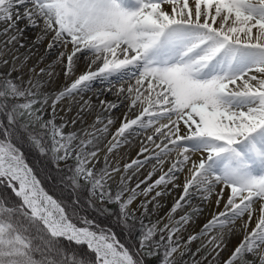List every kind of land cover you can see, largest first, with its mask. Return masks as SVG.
Instances as JSON below:
<instances>
[{"label":"snow or ice","instance_id":"6c2138e0","mask_svg":"<svg viewBox=\"0 0 264 264\" xmlns=\"http://www.w3.org/2000/svg\"><path fill=\"white\" fill-rule=\"evenodd\" d=\"M57 68L71 80L60 89ZM0 117V183L18 198L0 197V264H264V0H0ZM142 134L121 166L118 150ZM16 142L50 160L74 205L87 191L89 208L115 216L135 253L75 223Z\"/></svg>","mask_w":264,"mask_h":264},{"label":"trees","instance_id":"16d2710c","mask_svg":"<svg viewBox=\"0 0 264 264\" xmlns=\"http://www.w3.org/2000/svg\"><path fill=\"white\" fill-rule=\"evenodd\" d=\"M16 144L24 156L25 163L33 170L42 188L68 210L69 215L72 216L75 223L84 226L82 223L83 219H91L95 222L97 230L103 229L105 231L114 232L121 243L128 246L131 251L134 250L131 242L135 239L133 238L130 240L125 232L114 224L112 219L115 218V216L106 217L92 208H89L85 191H81L80 201L78 204L74 205L72 203L73 196L70 190L59 183L60 178L57 170L52 166L50 160L39 157L38 152L33 150L27 143L16 142ZM0 197H7L10 200L18 202V198L12 194L4 181L0 183ZM66 246L69 248L75 247L74 245H67V243ZM78 251L85 252L86 249L81 247ZM88 255L89 257L92 256L91 253H88Z\"/></svg>","mask_w":264,"mask_h":264},{"label":"bare ground","instance_id":"6f19581e","mask_svg":"<svg viewBox=\"0 0 264 264\" xmlns=\"http://www.w3.org/2000/svg\"><path fill=\"white\" fill-rule=\"evenodd\" d=\"M166 7H168V6H166ZM28 35H29V37H31V36L33 35V33H32L31 31H29ZM46 44H47V41L45 42L44 45H41V46H40V49H39V50H40V54H44V49H45V47H46ZM20 51H21V52H24L25 50H24V49H20ZM77 55L79 56V59L77 60V63H76V68H75L76 71H75V73H76V75L78 76V75L81 74L82 72L86 71L87 68H86V66H85V68L81 71V67H82L84 64H86V62H85V58H84L83 55H81V54H79V53H78ZM54 57H55V53H53V54H51V55H48V56L46 57V59L44 60V62L40 65V67H44L46 64L50 63V62L54 59ZM34 62H35V59H33L32 61H30V64H31V63H34ZM57 72H59L60 74H59V76L56 78V82H55V85H54L53 87H54L55 89H60V88L63 87V85H64L65 83H70L71 80H68V81L65 80V78L63 77V74H62L61 69L58 68V69H57ZM14 74H15V76L18 75V73H14ZM74 78H75V77H72V79H74ZM24 79L26 80V79H27V76H25ZM94 84H98V86L93 87V90H94V91H101V90H103V88L105 87V86H104V87L100 88L99 84H101V83H100L99 81L95 82ZM94 84H93V85H94ZM46 90H47V91H51V90H53V88L50 87V88H47ZM84 97H85V98L92 97L93 102H94V103H98V102L96 101V97L93 96V92L85 93V94H84ZM101 98H102V99H103V98H106V99H108V100H112V101H115V100L117 99L114 95H112V94H110V93H105V95L101 96ZM123 103H124V102H123ZM123 103L121 104L120 110L118 111L119 113L116 112V111H114V112L112 113L113 117H115V118L118 117V119H119V120H118V125H117V126L113 125V126L111 127V131H112V132H114L115 129H116V127L119 126V124H120V122H121V120H120L121 118H120V117H122V116H123V113L127 111V103L125 104L126 106H122ZM61 115H63V113H61ZM71 115H74V112L69 114V116H71ZM89 122H91V117H89ZM115 123H116V122H115ZM79 127H80L79 124L75 126L76 129H79ZM69 130H72V126H71V125H69V127L65 129V131H69ZM138 138H139V137H137V138H130V140H131V145H130V146H132V145L135 144V147H137V148H131L132 150L129 151V148H128V147H130V146H129V145H126L127 148H128V150H121V149H119V150H118V151H119V156H117L116 159H119L120 162H121V160L125 159L126 156L128 157L130 154L133 155V156H136V153H137L138 150H139L140 142H141V141H139ZM142 140H143V139H142ZM134 149H135V150H134ZM128 151L130 152L129 154H128ZM125 155H126V156H125ZM148 170H150V169L143 170V171H142L143 173L141 174V177H140V178H142L143 174H146V172H147ZM33 174H34V172H33ZM134 180H135L134 183L132 182V185H133V186L135 185L137 178L134 179ZM41 187H42V186H41ZM46 193H47V192H46ZM47 194H48V193H47ZM194 203H197V201H194ZM212 207H213V206H212ZM221 207H222V206H221ZM168 208H169V207H167V208L165 209L164 213L167 211ZM208 218H210V217H208ZM196 226H197V227H195V228H189V229H187V231H185V232L183 233V236H184L185 239L187 238V236H188L189 233H192V232H194V231H197V230L199 229V227L201 226V224H200V223H197ZM189 227H191V226H189ZM233 239H234V237L232 238V240H231V242L229 243V245L232 244V246H234L235 241H234ZM229 245H228V246H229ZM224 252H225V253H226V252L228 253V252H229V248H228L226 251H224ZM227 256H228V255H227ZM221 258H225V257L222 256Z\"/></svg>","mask_w":264,"mask_h":264},{"label":"rangeland","instance_id":"374dc122","mask_svg":"<svg viewBox=\"0 0 264 264\" xmlns=\"http://www.w3.org/2000/svg\"><path fill=\"white\" fill-rule=\"evenodd\" d=\"M166 7V6H165ZM46 42V41H45ZM69 48H70V46H69ZM85 66H86V64H84L82 67H81V71L85 68ZM58 69V68H57ZM76 71V70H75ZM13 76H15V74H13ZM95 86H98V84H94L93 85V87H95ZM99 86H100V88H102V87H104V85L103 84H99ZM94 91V90H93ZM91 92V91H90ZM90 92H87V93H90ZM127 102L126 101H124V103H123V105L122 106H126L125 104H126ZM120 110V108L119 109H117L116 110V112H118ZM119 113V112H118ZM123 117V116H122ZM122 117H120L121 119H122ZM115 118V117H114ZM116 119V123L114 124L115 126H117L118 125V117L117 118H115ZM120 119V120H121ZM0 121H3V117H0ZM134 138H137V137H134ZM139 141H142V139H144V135L142 134L139 138ZM28 144V143H27ZM29 145V144H28ZM30 146V145H29ZM31 147V146H30ZM129 148V151L130 150H132L131 148H137V147H135V144L134 145H132V146H130V147H128ZM128 148H127V146L125 145V146H123V147H121L120 149L121 150H128ZM135 150V149H134ZM128 151V154L130 153ZM39 154V153H38ZM126 156V155H125ZM136 156H137V153H136ZM136 156H133V155H129L128 157L126 156V158L125 159H123V160H121V162H120V164H121V166L123 165V163H125V162H128V161H130L132 158H135ZM39 157H41V158H44L45 160H49L48 158H46V157H44V156H41L40 154H39ZM69 163H72L71 161H69ZM52 166H53V164H52ZM54 167V166H53ZM61 167L62 168H64V165H61ZM55 168V167H54ZM151 168V165H148V166H146V168L145 169H143V170H146V169H150ZM165 168H167V165H165ZM142 170V171H143ZM64 171H65V173H67V169L66 168H64ZM143 173V172H142ZM58 176H59V174H58ZM37 178V177H36ZM59 178H60V176H59ZM134 179H136V178H133V180H132V182L134 183ZM38 180V179H37ZM182 182H183V176H181L180 177V180L178 181V183H181L182 184ZM113 191H115V185H113ZM180 191H181V189H179V188H177V189H174L173 191H172V194L171 195H169V196H167V197H164V198H161V202L165 205V207L164 208H161L160 210H159V212H157V213H151V205L149 206V216L148 217H145L144 218V222L147 224V223H149V222H155L156 220H158L160 217H162V216H164V211H165V209L167 208V207H170L171 206V204L173 203V200H174V198H176V197H178L179 196V194H180ZM83 192V191H82ZM87 191H85V196H86V198H87ZM142 199V198H141ZM198 202V201H197ZM137 203H139V201H137ZM108 207H110V208H113V211H116V209H115V207L113 206V205H108ZM214 210V208L212 207V206H205V209H204V212H203V214L200 216V218L196 221V223L194 224V225H192L191 227H188L187 229H189V228H195V227H197L196 225H197V223H200L201 225L204 223V222H206V220L207 219H209L208 217H210V215H209V213L210 212H212ZM112 221L114 222V224L116 225V226H118V224H117V222H116V217L115 218H113L112 219ZM119 227V226H118ZM119 229H121L120 227H119ZM122 230V229H121ZM158 238V237H157ZM242 239V235H237V236H235L234 237V241H235V243H234V246L240 241ZM133 245L135 244V240L133 241V242H131ZM234 246H232V244H230L229 246H228V248H229V252L231 251V249L234 247ZM133 253H135V248L133 247ZM195 249V245H193V250ZM229 252L227 253H225V252H223L222 253V256L223 257H227V255H229ZM222 259H224V258H222Z\"/></svg>","mask_w":264,"mask_h":264}]
</instances>
